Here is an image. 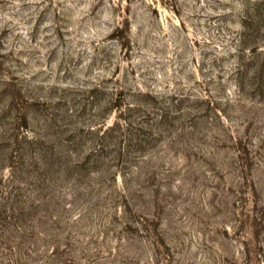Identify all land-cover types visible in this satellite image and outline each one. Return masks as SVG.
Instances as JSON below:
<instances>
[{
	"label": "rangeland",
	"instance_id": "1",
	"mask_svg": "<svg viewBox=\"0 0 264 264\" xmlns=\"http://www.w3.org/2000/svg\"><path fill=\"white\" fill-rule=\"evenodd\" d=\"M0 264H264V0H0Z\"/></svg>",
	"mask_w": 264,
	"mask_h": 264
},
{
	"label": "trees",
	"instance_id": "2",
	"mask_svg": "<svg viewBox=\"0 0 264 264\" xmlns=\"http://www.w3.org/2000/svg\"><path fill=\"white\" fill-rule=\"evenodd\" d=\"M108 131H106V133H107Z\"/></svg>",
	"mask_w": 264,
	"mask_h": 264
}]
</instances>
